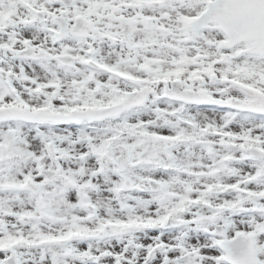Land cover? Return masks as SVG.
<instances>
[{
    "label": "snow or ice",
    "instance_id": "1",
    "mask_svg": "<svg viewBox=\"0 0 264 264\" xmlns=\"http://www.w3.org/2000/svg\"><path fill=\"white\" fill-rule=\"evenodd\" d=\"M0 264H264V0H0Z\"/></svg>",
    "mask_w": 264,
    "mask_h": 264
}]
</instances>
